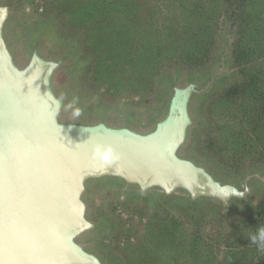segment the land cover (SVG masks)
Returning <instances> with one entry per match:
<instances>
[{"label":"rangeland","instance_id":"374dc122","mask_svg":"<svg viewBox=\"0 0 264 264\" xmlns=\"http://www.w3.org/2000/svg\"><path fill=\"white\" fill-rule=\"evenodd\" d=\"M86 1L14 0L8 25L20 62L34 42L47 54L69 57L56 87L82 111L73 117L66 107L67 119L147 129L163 115L166 73L179 74L182 83L216 75L217 83L193 105L196 125L184 154L208 162L227 182L242 185L255 170L264 177V0H132L112 9L118 18H110V25L94 22L90 15L96 12ZM112 27L117 36L107 31ZM147 36L159 48L147 52L144 68L140 48ZM135 62L142 75L125 72ZM146 78L150 82L141 85ZM250 184L249 202L229 209L211 202L194 208L182 195L143 197L95 184L87 200L99 228L84 244L117 264H195V242L203 264H264V249L250 239L264 227V182L254 178Z\"/></svg>","mask_w":264,"mask_h":264},{"label":"water","instance_id":"95a60500","mask_svg":"<svg viewBox=\"0 0 264 264\" xmlns=\"http://www.w3.org/2000/svg\"><path fill=\"white\" fill-rule=\"evenodd\" d=\"M13 13L14 0H0V264H111L84 244L99 228L87 200L95 184L229 209L249 202L254 178L264 182L256 171L242 185L227 182L208 162L184 154L196 125L193 105L216 75L173 78L163 115L147 129L67 119L56 78L69 57L34 42L20 62L8 37ZM97 144L112 146L119 159L94 160Z\"/></svg>","mask_w":264,"mask_h":264},{"label":"trees","instance_id":"16d2710c","mask_svg":"<svg viewBox=\"0 0 264 264\" xmlns=\"http://www.w3.org/2000/svg\"><path fill=\"white\" fill-rule=\"evenodd\" d=\"M87 2V4H88V6L91 8V9H93L94 8V10H95V12H96V14H92V15H90V18L94 21V22H99V23H102V24H105V23H107V24H109V22H108V20L110 19V18H118V13H116V12H114L112 9H114V8H116L117 6H119V7H121V6H124V5H129V4H132L133 2H132V0H87L86 1ZM107 2V5L108 6H106L105 5V3ZM126 12H125V17H126ZM124 17V18H125ZM126 20H127V22L130 20L129 18H126ZM231 20V18H228V21H230ZM232 21V20H231ZM110 25V24H109ZM107 31H109L111 34H113V35H115V36H117V34H118V32L117 31H119V29H115L114 27H112V32H111V30H107ZM114 31V32H113ZM122 31L125 33V34H127V35H132L129 31H125L124 29H122ZM117 42L118 41H114L113 40V45L115 46L116 44H117ZM152 41L149 39V37L147 36L145 39H144V42L142 43V45H141V52L142 51H144V54H143V56H141V60H142V64H143V67L145 68L146 66H147V64H148V62H149V60H150V56L149 55H147V52H149L151 49H154V50H157L158 48H159V45L156 47V48H152V46H151V43ZM116 48H117V46H116ZM233 58L234 57V53H233V51H232V53H231V56H230V58ZM224 61L223 62H225V59H223ZM222 61V60H221ZM141 70H142V67H141V65L139 64V63H134V64H131L130 65V69L129 70H125V72H132V73H134L135 75H136V73H139V72H137V71H140V75H142V72H141ZM122 73H123V75H124V71H122ZM167 74V76H165L166 78L163 80V82L162 83H170L171 81H172V79L173 78H176V79H180V75L179 74H177L176 76L175 75H171V74H169L168 75V73H166ZM209 76V74H201L199 77H208ZM193 77V76H192ZM191 77V78H192ZM150 80H151V78H146V79H144V80H141V85H145V84H147V83H149L150 82ZM111 81H112V83L115 81V79H111ZM147 86H149V85H147ZM255 171H257V170H255ZM262 171H264V169L262 170ZM242 203H244V202H242ZM255 210H256V208H255ZM199 244H198V242L196 243L195 242V246H194V248H192V250H191V254H192V257H193V262L195 263V264H203V263H201V261H200V259H201V255H202V251L199 249ZM232 258V257H231ZM230 258V259H231ZM112 264H117L116 262L117 261H115V260H112V261H110Z\"/></svg>","mask_w":264,"mask_h":264},{"label":"clouds","instance_id":"9594fccd","mask_svg":"<svg viewBox=\"0 0 264 264\" xmlns=\"http://www.w3.org/2000/svg\"><path fill=\"white\" fill-rule=\"evenodd\" d=\"M77 101L74 99L67 107L72 109V116L79 117L81 115V109L79 107H74ZM92 157L94 160L99 161L104 165H111L114 161L119 159V156L112 148V146L107 145H95L92 150ZM252 243L257 244L259 248L264 249V227L257 229L256 233L252 234L250 237Z\"/></svg>","mask_w":264,"mask_h":264}]
</instances>
